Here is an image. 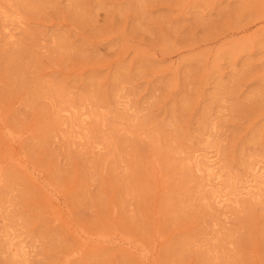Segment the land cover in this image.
<instances>
[{
  "label": "rangeland",
  "instance_id": "374dc122",
  "mask_svg": "<svg viewBox=\"0 0 264 264\" xmlns=\"http://www.w3.org/2000/svg\"><path fill=\"white\" fill-rule=\"evenodd\" d=\"M0 264H264V0H0Z\"/></svg>",
  "mask_w": 264,
  "mask_h": 264
},
{
  "label": "bare ground",
  "instance_id": "6f19581e",
  "mask_svg": "<svg viewBox=\"0 0 264 264\" xmlns=\"http://www.w3.org/2000/svg\"><path fill=\"white\" fill-rule=\"evenodd\" d=\"M6 28H7V27H6ZM10 33H11V32H10ZM66 110H67V109H66ZM69 115H70V114H69ZM82 119H83V118H82ZM77 124H78V123H77ZM77 124H76V125H77ZM75 135H76V134H75ZM210 165H211V164H210ZM254 170H255V169H254ZM118 243H119V242H118Z\"/></svg>",
  "mask_w": 264,
  "mask_h": 264
}]
</instances>
